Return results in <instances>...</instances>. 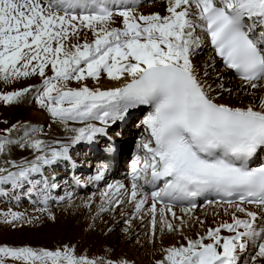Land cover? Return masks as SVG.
<instances>
[{
	"label": "snow or ice",
	"instance_id": "1",
	"mask_svg": "<svg viewBox=\"0 0 264 264\" xmlns=\"http://www.w3.org/2000/svg\"><path fill=\"white\" fill-rule=\"evenodd\" d=\"M114 3L0 0V78L5 83L34 75L44 78L37 103L66 126L69 121L85 124L67 129L74 133L72 144L92 142L97 134H107L105 127L85 122L97 120L107 125L124 119L130 109H150L142 120L148 137L138 144L145 150L143 167L139 168L138 158L133 170L139 168L145 175L150 171L149 183L164 182L160 191L151 193L148 212L153 234L157 203L171 193L218 195L232 220L209 228L206 236L187 239L186 246L165 249V258L157 264H247L241 254L246 253L249 242L258 249L251 257L253 264L257 258L264 259V164L250 167V161L264 151V0H168V15L164 16H137L133 7L119 4L116 7L121 10L114 12ZM117 17L122 18L123 28L110 27ZM83 29L91 31L95 39L88 42L85 35L83 44L71 43L73 37L79 40ZM205 36L224 67L240 79L249 97L246 104L218 101L223 93L231 95L232 89L225 87L222 76L211 77L208 68L215 71V62L201 74L195 61ZM49 66L53 75L46 77ZM102 74L121 86L101 91L85 82L88 78L99 81ZM72 81L75 87L69 86ZM30 90L0 94V100L11 103ZM16 128L12 125L0 132L12 133ZM13 143L16 141L7 135H0V153ZM26 146L43 152L47 145L35 139ZM61 158L71 159L67 145L52 148L50 155H37L28 167L17 166L16 172L0 167V173H7L0 174V184L16 185L30 173L40 172L41 164ZM139 179L133 175L130 192L136 213H141L149 199L147 193L141 194ZM246 205H254L257 211ZM195 207L192 204L183 211ZM159 211L162 226L175 231L165 218L167 211L176 219L171 205ZM21 218L22 214L10 211L4 222L15 227ZM222 229L232 235L222 237ZM206 239L212 242L205 243ZM9 260L14 264H100L103 258L77 256L71 246L56 251L0 246V264Z\"/></svg>",
	"mask_w": 264,
	"mask_h": 264
},
{
	"label": "rangeland",
	"instance_id": "2",
	"mask_svg": "<svg viewBox=\"0 0 264 264\" xmlns=\"http://www.w3.org/2000/svg\"><path fill=\"white\" fill-rule=\"evenodd\" d=\"M163 1L164 0H144V2L138 8H134V10L138 9L144 11L146 9H149L150 7H153L154 5H159V4L162 5ZM151 13L152 10H149L145 14H151ZM206 57H207L206 53L200 54L198 57H196L197 63L203 65ZM207 59L209 60L208 57ZM222 70L223 67L217 64L215 71L210 70V72L211 75L215 74L220 76ZM45 73H46V77H50L53 75V72L51 71V66L46 68ZM2 75L3 74H0V77H2ZM43 79L44 78L40 77L39 75H34L29 77H20L18 79L11 78L9 82L5 83L3 79L0 78V94L12 92V91H18L23 88L31 89L23 97L19 98L18 100H14L11 103H6L0 100V130L11 128L12 125H17V128L12 133L0 132V135H7L9 139L16 141V143L7 144L5 146V151L3 153H0V167L7 168L8 171H12V172L19 171L16 169H19V167H28L29 165L28 162L34 161L37 155L47 154L45 153L46 148H44L43 152L40 151L36 152L30 150L29 147H27L26 145L38 135H39L38 136L39 140L42 141L46 140L48 134H45V132H47L49 127L47 125L41 126L40 128L43 131V134H39L38 129L32 130V128L30 127L31 124L27 122L26 114L24 113V110H27L30 107L31 99L33 97L34 99H36L35 97H37V92L39 91L38 89L41 88L43 85ZM138 119L139 116L135 118L129 125L132 132H139L140 130V127L138 125L139 124ZM55 122L58 123L57 120H55ZM25 132L28 133L27 136H25ZM144 138H145L144 135L140 136L139 138H136V141L138 139V142H140ZM22 144L25 146L21 147ZM135 144H137V142H133V146H134L133 148H136ZM130 152L131 151H129V153ZM6 161H12L13 163L9 164L6 163ZM83 165L84 167L86 166L85 164ZM123 168L125 173L127 172L129 173L128 167L124 165ZM45 169H47V167ZM59 172L60 171H53V168H50V170H44V172H41L39 179H41L42 177L45 180L44 176L52 175L53 177ZM0 174L6 175L7 173L5 172ZM47 179L50 178L47 177ZM117 180L119 179H116V181ZM41 182L36 183V180H33L32 182L28 181L27 185L29 186H27L28 188L26 187L23 190V192L18 193L16 196L12 194L6 197L2 195V191L5 190L10 191L12 190V188H8V186L5 185L3 186V184H0V189L2 188V190H0V246H4V245H7L9 247L26 246L36 250L45 249L49 251L62 250L65 246H71L72 248L75 249V254L77 256H87L89 259H97V260L103 258V260L100 261V264H106L108 260L114 261L115 264H119V261L121 260L127 261L128 264H141V263L149 264L150 261L149 259L151 255H147V254L150 252L149 237L152 234L151 228L149 226H147L146 228L147 222L148 223L151 222V217H148L149 216L148 209L151 207V204H149V200L148 203L144 205L143 211L145 212L138 214L139 216L142 217L139 223L140 224L142 223L143 224L142 227H145V229L141 230V228H139L137 232L135 231V228L134 230H132V225H135L137 223L138 218L136 219L135 217L131 218L129 215L128 217L126 216L121 217L120 216L121 214L118 210L113 211L114 207H118L116 203L114 204L116 206H114L112 203L107 204L110 205L111 207L110 208L108 207L106 211L100 210L99 211L100 215L98 216L101 217L98 219L97 218L94 219V217H97L96 216L97 215L96 209L98 207L97 200L99 201L100 198L105 199V197L107 200L108 197L111 196V195L108 196L107 194H110L109 192L110 190H113V188L109 189L108 186L111 185V183L115 182V180L112 182L105 183L104 185L100 186L98 190L97 189L92 190L90 188L87 193L80 196L71 197L68 194H65V191H60L56 193V195L54 193V195L58 196L59 198L65 197V201H60L58 204H56L55 207L57 208L50 207V209L47 207L38 206L37 204L36 205L32 204V202L28 201V198L30 196L29 193H31L32 191H38L41 197L45 195L43 192H40L43 190L41 186L43 184V181ZM45 182L47 183V181ZM137 184L141 188V194L147 193L142 188V184L140 183L139 180L137 181ZM130 187L131 186L126 185V189H129ZM104 191H106L107 193L105 194ZM102 193H104L105 196L104 198L103 196L100 197ZM3 194H7V193L4 192ZM18 196L19 197L26 196V197L25 198L22 197L23 199L22 202L20 201V203H16L15 197ZM90 196H93L94 199L91 200L92 203L91 207L87 209L89 213L86 215V219L84 216H81L79 212L76 213V212L68 211V209L71 210L70 208L73 209L80 207L81 206L80 204L83 201H85L87 198H90ZM77 197H81V198H77ZM116 200L117 199H115V201ZM122 206H121L122 208L126 209L128 207V203L125 205L123 203ZM200 210L202 211V208H200ZM10 211L22 214V218L18 221H15V225H16L15 227L4 222L5 215L8 214ZM67 213L68 215L66 216ZM175 214H176V219H173L172 214L170 212L167 211L165 212L166 219L169 222H171L175 228H178L176 232L168 231L166 228L164 229L160 228L163 231V233H165L164 237L166 238L164 239L165 241L164 244L167 245H169L173 239L179 237L178 235L181 234L180 232L182 231V227L184 225H186V228H188V224H190L193 220L197 218L194 215L185 214V213L175 212ZM199 214L200 216H198V219H202L204 213L200 212ZM49 215L56 217H58V215L65 216V219L62 221L63 225H61L63 231L57 229L60 226L51 227V228H55L54 230L47 226L48 225L47 221L50 218ZM87 218H89L90 220H88ZM116 218H119L118 224L117 221L115 220ZM8 219H11V217L9 216ZM68 219H70L71 221L70 222L67 221ZM143 219L144 221H142ZM145 220L147 221L145 222ZM181 220H183V224L181 223ZM211 228L215 229L216 227H211ZM52 231L58 233V236ZM64 231L68 233L69 238L68 237L63 238V235L61 233H63ZM173 233H176V235H172ZM206 233H204L203 235L202 232L199 234L197 233L198 236H196L195 235L196 233L192 234V232H187L186 241L187 239H198L199 237H201V235L206 236ZM71 235H74V237ZM220 235L223 237V236L232 235V233H229L227 232V230L222 229ZM172 236L173 237L175 236V238H171ZM211 242H212L211 240H207V239L205 240V243H211ZM257 250L258 249H256L255 252ZM255 252L252 253V256L255 254ZM143 254L146 256H144ZM246 255L243 256V261H248V257H246ZM8 264H14V262L9 260ZM154 264H157V262H155Z\"/></svg>",
	"mask_w": 264,
	"mask_h": 264
},
{
	"label": "bare ground",
	"instance_id": "3",
	"mask_svg": "<svg viewBox=\"0 0 264 264\" xmlns=\"http://www.w3.org/2000/svg\"><path fill=\"white\" fill-rule=\"evenodd\" d=\"M143 1L144 0H115V3L113 5V11L115 12V11L121 10L120 8L116 7V5H118V4L119 5H126V6L133 7V8H138L140 3L142 4ZM167 6H168V0H164L162 5H160V4L154 5L153 7H150L149 9H146L144 11L137 9V10H135V14L137 16H139L141 14L142 15L159 14L161 16H164V15H168V13L166 11ZM149 10H152V13L151 14H145ZM110 27L123 28L122 18L117 17L115 19V23L110 24ZM85 35L87 36L88 42H92L95 39V37L93 36L91 31H89L88 29H83L80 33L79 40H77V38L73 37L71 39V43L83 44ZM203 53L207 54V57L209 58V60L206 57L205 62L206 61L207 62L205 63L204 61H202V62H204L203 65H201L200 63H197V61H195V63L197 64L201 74H202L205 66L211 65L213 62H215L216 66H217V64L219 66H221V61H220V59L217 58L216 54L211 49L209 39L206 36L204 37V43L202 45L201 50H198L197 57ZM210 70H212L211 67L208 68L209 72H210ZM229 72L230 71L228 69L223 68L220 76H222V78H223V82L225 84V87L232 89V94L229 95L228 93H223L222 96L217 98L218 101L220 103L235 104L237 106L240 105L241 101H243L246 104L248 102L249 97H247L245 95L241 81L234 80L232 74ZM210 75H211V72H210ZM216 76L217 75H215V74L211 75V77L213 79ZM85 82L89 85V87L99 88L101 91H106V90H109L111 88L121 86L120 82L112 81V80L108 79L106 74H102L101 79L99 81L94 80L92 78H88L87 81H85ZM69 86L75 87L76 82L72 81ZM38 90L41 91L42 87L39 88ZM38 92H37V95H38ZM140 109L144 110V115L139 120V124H138L140 127L139 132H132L130 129V126L125 125L124 130L122 132H119L117 135L113 136L112 131H114V128L117 127L119 124H121V125L124 124V120H125L126 116L133 114V113H136L137 110H140ZM149 110L150 109L147 106H140L136 109H130L129 112L125 115L124 119L116 120L115 122L109 121V123L107 125H103V124H101L100 121H97V120H93V121H89V122H85V123H92L96 127H105L106 133H108V135L111 138H114L115 140L120 141L125 147H130V145L132 144V142H134V140H136V138H139L140 136H143V135L145 136L144 139H146L148 137V133L145 131V126L142 124V120L147 115V112ZM24 113L26 114L27 122L29 124H31L30 127L32 128V130L38 129L39 134H43V131L40 128L41 126L47 125L49 127L47 132H45V134H48V137L46 138V140H43L45 142V145H47L45 147L46 148L45 153H47V155H50L52 148L60 150L63 146L67 145L68 146V153H70V155L72 157L71 159L77 163L69 162V160H64L61 158L52 164L41 165L40 166V168H41L40 172L30 173L27 179L18 181L16 185H13L11 182H9L10 184L9 183L3 184V186L5 185V186H8V188H12V190H10V191H7V190L2 191V195L4 197L12 195V194L16 196L18 193L23 192V190L28 186L27 185L28 181L32 182L33 180H36V183L43 181V184L41 185L43 190L40 192H43L45 195L43 197H41L39 195L38 191H32L31 193L28 192L30 194L28 201L32 202L35 205L37 204L38 206L47 207L50 209V207L57 208V207H55L56 204H58L60 201H65V197L59 198L58 196H54V193L60 192L62 190L64 191L65 189H68V190L71 189V187H69L70 186L69 184H70L71 178L73 176L81 178L80 180H82V182L85 184H89V187H91L93 190H96V189L98 190L100 187V185L97 184L99 179H96V177L98 175H100L101 178H104L102 180V184L109 182L107 180V177H105L106 173L104 172L103 168L100 171H95V170L86 171V170H84L85 168H82V166H80L81 162H83V163H85V162L89 163L90 162L91 163L95 157H93V155L91 153L90 154H88L87 152L82 153L83 149L86 150L88 141H81L79 143L72 144L70 138L74 135V133H71L67 129L68 128L84 127L85 126L84 123L69 121L67 126L60 123L59 121H58V123H56L55 122L56 118L52 117L51 113L48 112L46 108H42L39 105V103H37V100L34 99V97L31 99L30 107L27 110H24ZM140 131H141V134H140ZM38 136L33 138V140L38 139ZM102 136L103 135H101V134H97L96 138L101 137L102 141H106L105 138H103ZM137 141H138V139H137ZM29 149L37 152V150L32 149L31 147H29ZM144 152H145V150H144ZM46 167H47V169H45ZM142 167H143V163H141V164L139 163V168H142ZM50 168H53V171H60V172L58 174L54 175L53 177H52V175L44 176L45 180L42 177H41V179H39L41 172H44V170H50ZM139 168L135 172L133 170V173H136L137 171H139ZM16 170H19V169H16ZM140 173H141L140 180L142 183L143 182V176H145V174L141 171H140ZM47 177L50 179H47ZM121 177H122V179L111 183V185L113 186L112 187L113 190H110V192H109L110 194H107L108 196L111 195L110 197H108L107 200H106V197L104 196V193L105 194L107 193L106 191H104V193H102L100 195V197L103 196V198L105 197V199L100 198L99 201L97 200V206H98L96 209V211H97L96 216L97 217H94V219H96V218L98 219L101 217L98 215H100L99 211L101 210L102 207L105 206L104 209H108V207L110 208L111 206L107 205V204L112 203L114 205L115 199H120V200H122L124 205L128 203V207L126 209L122 208L123 203L122 204L120 203V204H117L118 207H114V208L112 207L113 211L118 210L121 214L120 215L121 217H124V216L128 217V215H129L131 218H133V217H135V219L138 218L137 223L135 225H132V230H134V228H135V231H137L139 228H141V230H143V229H145V227H142L143 224L139 223L141 221L142 217L139 216L138 214H141L145 211L142 210L141 213L135 212L134 204L130 201L131 187L129 189H126V185H129V186L132 185V183H133L132 177H131V175H128V174H121ZM45 181H47V183ZM53 184H56L57 187H52ZM120 185H123L124 187L119 188ZM117 189H119V191H117ZM143 189L145 191L144 185H143ZM0 190H2V188ZM125 190H127L128 194H124ZM4 192H6L7 194H3ZM68 195L71 197H74V196H77V193H75V191L72 188L71 194H68ZM147 195H148V193H147ZM22 197L25 198L26 196H22ZM22 197H19V196L15 197V199H16L15 202L16 203H20V201L22 202L23 201ZM148 197H149V195H148ZM77 198H81V197H77ZM92 199H94V197L90 196V198H87L85 201H83L80 204L81 205L80 207L76 206L78 209L77 208H73V209L70 208L71 210L68 209V211L69 212H76V213L79 212L80 215L84 216L86 219V215L89 213V211L87 209H89V207H91V205H92L91 200ZM148 200H149V204H151L152 201H151L150 197ZM114 206H116V205H114ZM162 207H164V206H158L157 205V210H160ZM226 207L227 206L223 205V204H211L208 207H203L202 211L200 210V208H198L196 211L191 210V212H188V213H185L183 211V209L172 208L173 212L190 214V215L196 216L197 218L195 220H193L190 224H188V228H186V225H184L182 227V231L180 232L181 234L178 235L179 237L175 238V236L174 237L172 236L171 238H175V239H173L169 245L164 244V242H165L164 239L166 237H164L165 233H163V231L161 230V229H164V227L162 226V224L160 222L161 221L160 211H157L155 234H153L151 222L150 223L147 222V225H146V228H147V226H149L151 228V233H152L151 236L149 237L150 252L147 254V255H151L150 259H149L150 260L149 264H154L157 261L163 260L166 256L165 249H167L169 247H179L181 245H184V246L187 245V241H186L187 232H192V234L196 233L195 234L196 236H198V234L202 232V235H203L204 233L207 232V230L209 229L210 226L211 227H217L218 225H220L221 223H224V222L231 223L232 222L231 215L225 214V208ZM246 207L249 210L257 211V209L255 207L247 206V205H246ZM120 209H121V211H120ZM231 211L232 210L229 209V213H231ZM200 212L204 213L202 219H198V216H200V214H199ZM68 213L66 214V216L68 215ZM237 215L240 218H245L242 213H237ZM51 216L49 215L50 218L47 221V224H48L47 226L50 228L54 227V226L55 227L60 226L57 229L60 231H63L61 228V225H63L62 221L65 219V216H63V215L59 216L58 215V217H56L57 214H56V216H52V217ZM148 217H151V215L149 214ZM87 219L90 220L89 218H87ZM146 219H147V217H146ZM115 220L117 221V224H118L119 218H116ZM67 221L70 222L71 220L68 219ZM142 221H144V219ZM146 221L147 220H145V222ZM201 221L203 223H201ZM51 229L54 230L55 228H51ZM189 229H191V230H189ZM177 230H178V228H176V230L172 231V232H176ZM135 231H134V233H135ZM52 232H54V231H52ZM55 234L58 236V233H55ZM61 234L63 235V238L64 237L69 238L68 233L66 231H64ZM172 235H176V233H173ZM71 236L74 237V235H71ZM129 237H130V235H129ZM171 238H169V239H171ZM148 248H149V246H148ZM256 249L257 248L251 242H249L246 253L241 254L242 256L247 254L246 255V257H248L247 264H250V263L253 264L251 257H252V253H254ZM144 256H146V255H144ZM117 257H119V256H117ZM255 264H264V259L257 258V260L255 261Z\"/></svg>",
	"mask_w": 264,
	"mask_h": 264
}]
</instances>
